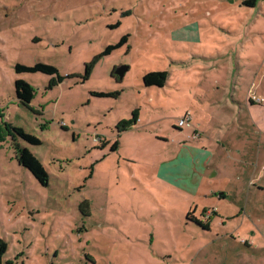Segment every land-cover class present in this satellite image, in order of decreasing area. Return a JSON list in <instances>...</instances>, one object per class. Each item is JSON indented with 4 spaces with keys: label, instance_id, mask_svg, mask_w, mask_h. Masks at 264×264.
Returning a JSON list of instances; mask_svg holds the SVG:
<instances>
[{
    "label": "rangeland",
    "instance_id": "obj_1",
    "mask_svg": "<svg viewBox=\"0 0 264 264\" xmlns=\"http://www.w3.org/2000/svg\"><path fill=\"white\" fill-rule=\"evenodd\" d=\"M244 1L0 0L4 264H264V186L253 180L264 175V0ZM122 37L81 84L48 88L49 76L14 70L82 74ZM242 71L249 87L230 80ZM149 72H166V88L144 87ZM16 80L34 89L28 108ZM108 91L117 96L90 95ZM22 149L47 186L19 164Z\"/></svg>",
    "mask_w": 264,
    "mask_h": 264
},
{
    "label": "trees",
    "instance_id": "obj_2",
    "mask_svg": "<svg viewBox=\"0 0 264 264\" xmlns=\"http://www.w3.org/2000/svg\"><path fill=\"white\" fill-rule=\"evenodd\" d=\"M255 0H245L243 3L245 5H252ZM126 43V38L122 37L120 41L113 45H108L102 53L97 56H94L93 59L84 65L82 74H73V75H65L64 77L58 74L57 69L49 64L37 62L33 65H23V64H15L14 70L15 73H42L50 77L48 88H52L57 86L62 82L63 79H76L77 83H84L87 81L91 75L92 69L97 64L99 59L103 56L109 55L113 50L120 48L123 44ZM113 77V76H112ZM168 74L166 72H149L145 73L142 77V85L144 87L155 86L157 88H162L167 81ZM115 78V77H114ZM116 79V78H115ZM14 92L17 101L24 107L28 108L29 104L33 100L34 97V89L31 85L22 80H16L14 82ZM90 95L93 97H116V92H90ZM251 104H254L252 101ZM135 119L132 118V121L129 125L123 127L122 130L129 129L131 125L135 123ZM14 134L16 137H20L21 139L27 141L30 144H39L37 138L24 133L22 130H14ZM117 141L111 146V150L114 151L117 148ZM19 164L27 169L33 177L38 181V183L45 187L47 186V173L44 168L41 166L39 161L31 154L28 150L22 149L19 155ZM83 206H87L83 204L80 206V210H82ZM84 208V207H83ZM191 212L186 214L187 220L194 222L195 224L201 226L204 230H209L208 223H201V221L194 219L192 217ZM7 251V244L3 239H0V264H4V255Z\"/></svg>",
    "mask_w": 264,
    "mask_h": 264
},
{
    "label": "crops",
    "instance_id": "obj_3",
    "mask_svg": "<svg viewBox=\"0 0 264 264\" xmlns=\"http://www.w3.org/2000/svg\"><path fill=\"white\" fill-rule=\"evenodd\" d=\"M207 74H212V73H207ZM232 75V74H231ZM235 77H242V81L240 80V79H238V81H237V84L238 83H241L242 85H243V83L245 84V85H243V87H249V80L250 79H247V78H251L250 77V72H246V71H242V72H240V73H237L236 75H233V76H230V80H234V78ZM244 80V81H243ZM168 81H169V76H168V79H167V81H166V83H165V85L162 87V88H160V89H165L166 88V86H167V84H168ZM216 85H217V83H215ZM231 84H234L235 85V82L233 81ZM255 84V83H254ZM208 86H210V87H213L212 86V84H209ZM255 86V85H254ZM228 87V86H227ZM256 88H257V86H255ZM148 88V87H147ZM157 88V87H156ZM217 88V89H216ZM157 89H159V88H157ZM215 89L216 90H219L220 88H219V86L217 85V86H215ZM231 89H234V88H231ZM222 92H224L225 93V91L224 90H222V89H220ZM219 90V91H220ZM227 91H228V88H227ZM108 92H112V91H108ZM230 93L231 92H228V94L230 95ZM234 94V93H233ZM248 105H250V104H248ZM230 108V107H229ZM215 117H216V119H220L219 118V116H216L215 115ZM216 124L217 123H220V122H218V120H216V122H215ZM228 129V128H227ZM207 136V135H206ZM209 140L211 141L212 139H211V137L209 138ZM213 141V140H212ZM211 141V143L213 144V142ZM262 141H264L263 139H262ZM216 144V143H215ZM218 145L216 144V147H215V150L213 151H211V152H213L214 154L213 155H210L209 157H210V161H209V163L210 162H214L216 159H217V149H218V147H217ZM238 153L240 154V157H245L246 155H247V153L246 152H243V151H238ZM212 159H215L214 161L212 160ZM237 161H239V163H242V161L241 160H237ZM253 180H255L256 182H257V185L260 187V188H263V186H264V175H260V176H258V177H256V178H254ZM222 198H224L225 196H224V194H222Z\"/></svg>",
    "mask_w": 264,
    "mask_h": 264
},
{
    "label": "built area",
    "instance_id": "obj_4",
    "mask_svg": "<svg viewBox=\"0 0 264 264\" xmlns=\"http://www.w3.org/2000/svg\"><path fill=\"white\" fill-rule=\"evenodd\" d=\"M253 99H255L254 97H253ZM255 101H257V102H259L260 100L259 99H257V100H255ZM189 113H186L183 117H182V119L181 120H179V122H178V126L179 127H182V126H184V124L185 123H187L188 121H189ZM98 141V139L95 137L94 139H93V142H97ZM264 169V168H263Z\"/></svg>",
    "mask_w": 264,
    "mask_h": 264
},
{
    "label": "water",
    "instance_id": "obj_5",
    "mask_svg": "<svg viewBox=\"0 0 264 264\" xmlns=\"http://www.w3.org/2000/svg\"><path fill=\"white\" fill-rule=\"evenodd\" d=\"M127 69H128V67H126V66L117 67L115 69L116 76L121 79L123 77V75L126 73Z\"/></svg>",
    "mask_w": 264,
    "mask_h": 264
}]
</instances>
